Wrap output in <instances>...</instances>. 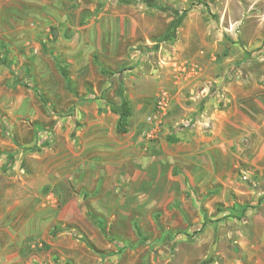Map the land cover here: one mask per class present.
Segmentation results:
<instances>
[{
	"label": "rangeland",
	"instance_id": "374dc122",
	"mask_svg": "<svg viewBox=\"0 0 264 264\" xmlns=\"http://www.w3.org/2000/svg\"><path fill=\"white\" fill-rule=\"evenodd\" d=\"M163 92L264 99V0H0V126L23 153L15 172L55 164L59 132L73 124L72 141L81 125L78 104L95 119L98 104L117 113L128 103V125L145 130ZM258 96L241 105L249 123L237 155L210 172L177 157L142 204L107 175L113 156L92 151L89 177L49 176L41 194L11 183L0 195V264H264ZM170 130L143 134L179 153Z\"/></svg>",
	"mask_w": 264,
	"mask_h": 264
},
{
	"label": "crops",
	"instance_id": "0c3cea01",
	"mask_svg": "<svg viewBox=\"0 0 264 264\" xmlns=\"http://www.w3.org/2000/svg\"><path fill=\"white\" fill-rule=\"evenodd\" d=\"M262 94L176 93L173 95L170 114H173L177 104H180L182 110L184 109L181 110L183 115L168 119L166 130L163 129L162 134L167 137L173 133L170 130L171 127L177 129L174 141L177 142L179 148H183V151L179 153L173 151L163 140L152 142L145 139L143 131L146 132L147 127L145 130H140L137 123L129 124L127 132L118 135L120 115L111 110L107 111L105 105L98 104L95 119H91L93 115L89 114L88 106L83 103L78 104L77 116L82 120L78 122L81 125L77 126L76 137L70 140L71 131L74 130L73 124L68 127L67 133L63 130L59 132L64 142L60 144L57 141L59 144L57 145L56 162L54 165L52 162L44 163L42 174L41 172L37 174V171L25 172L24 170L15 172L20 165V157L23 153H19L18 144L9 139L6 131L0 126V195H10L11 183L19 179L23 180L21 185L27 191L41 194L47 185L49 176L61 179L89 177L91 175L88 171L90 166L86 163L90 159H87L85 155L92 151L98 152L101 160L105 159L106 162L111 163L110 170L107 168V175L116 178L117 183L125 186L126 190L129 188L128 192L140 194L141 198H138L140 201L136 199V203L142 204L145 187L148 189L146 192H152L154 178L158 177L157 173L160 168L169 165V162L174 163L176 159L183 157L202 167L203 170L209 171L212 164L209 162L212 160L224 163L228 161V156L237 155L238 151L234 147L238 143L237 131L247 129L249 123V116L241 111V105H244L247 98L253 95H259L258 98L255 97L256 102L264 104ZM100 107H103L101 111H99ZM190 121L189 129L183 127ZM180 127L182 129H179ZM104 137L109 138L110 142L102 141ZM66 153H71L70 158H64ZM105 154L113 156V159L104 157ZM209 154L213 156L211 155L208 159ZM129 162H134V164L129 167ZM50 170L55 173L50 175L48 173ZM39 199L40 202L44 201V197H39ZM12 208L15 209V207L8 206L6 214ZM35 218L31 221L33 226L36 222Z\"/></svg>",
	"mask_w": 264,
	"mask_h": 264
},
{
	"label": "built area",
	"instance_id": "2783aa9c",
	"mask_svg": "<svg viewBox=\"0 0 264 264\" xmlns=\"http://www.w3.org/2000/svg\"><path fill=\"white\" fill-rule=\"evenodd\" d=\"M172 107V96L169 93H160L157 97L156 107L152 114L147 118L148 127L146 137L149 140L157 139L163 132L166 118L170 114ZM191 121L183 127H190Z\"/></svg>",
	"mask_w": 264,
	"mask_h": 264
},
{
	"label": "trees",
	"instance_id": "16d2710c",
	"mask_svg": "<svg viewBox=\"0 0 264 264\" xmlns=\"http://www.w3.org/2000/svg\"><path fill=\"white\" fill-rule=\"evenodd\" d=\"M62 73L65 77H67V71L65 70V68L62 69ZM34 89L38 92V89H36V87H34ZM115 111L120 114L118 127H117L118 132L119 133L127 132L128 118L131 115L130 106L128 105V103H125L122 109L116 108ZM187 128L189 129L190 127ZM179 129H182V127H180Z\"/></svg>",
	"mask_w": 264,
	"mask_h": 264
}]
</instances>
